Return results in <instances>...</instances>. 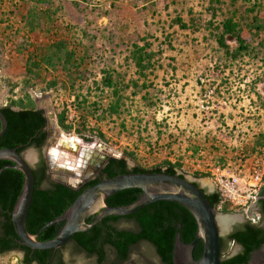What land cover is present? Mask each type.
<instances>
[{
	"label": "rangeland",
	"instance_id": "obj_1",
	"mask_svg": "<svg viewBox=\"0 0 264 264\" xmlns=\"http://www.w3.org/2000/svg\"><path fill=\"white\" fill-rule=\"evenodd\" d=\"M51 1V18H42V25L30 31L25 26L27 13L32 6L41 11L42 4L0 0V104L8 105L28 92L48 118L47 143L41 150L24 152L33 166L64 136L78 139L81 147L104 141L112 154L127 159L130 168L151 169L168 157L174 163L183 160L179 162L185 175L213 192L211 176L197 177L196 172L230 161L248 168L254 154H264V145L257 144L264 134V32L251 38L246 29L251 46L236 59L213 35L228 8L240 7L241 13L242 4H259L264 18V0H237L234 7L229 6L231 0ZM61 39L75 51L78 67L70 64V71L58 64L28 73L29 56L41 58L45 48ZM135 43L153 54L143 74L131 58ZM109 76L123 96L120 113L114 115L103 112L115 99L113 88L103 83ZM52 80L57 83L48 88ZM62 111L71 130L58 123ZM226 214L239 218L232 229L244 220L236 211ZM119 225L132 226L128 220ZM240 250L229 243L227 254ZM63 256L66 264L94 261L74 244L63 249ZM0 264H24L22 253H0Z\"/></svg>",
	"mask_w": 264,
	"mask_h": 264
},
{
	"label": "trees",
	"instance_id": "obj_2",
	"mask_svg": "<svg viewBox=\"0 0 264 264\" xmlns=\"http://www.w3.org/2000/svg\"><path fill=\"white\" fill-rule=\"evenodd\" d=\"M37 4H42V10L38 7H31L27 13L25 26L34 31L39 28L42 18H51V0H35ZM222 3V0H213ZM237 0H231L229 6L235 5ZM259 4H242L243 12L240 13V7L233 9L228 8L223 12V18L220 19L213 35L217 43L224 49L225 53L233 59L247 52L251 46L252 39L246 36V29L249 31L251 38L260 36L264 32V18L259 14L257 6ZM181 21L183 28L187 24ZM229 41H234L236 46L233 47ZM41 54V58H28V73H38L41 68H55L62 64L64 69L72 70L78 67L80 63L76 62L75 51L69 48V43L61 39ZM152 53L146 50V45L134 44L131 52V58L139 69L140 73L152 65ZM57 81L48 82L47 87L52 88ZM105 86L113 88L114 100L110 102L109 108L103 110L109 115L119 114L123 96L119 94V88L113 82L111 76L103 78ZM138 86L137 82H134ZM145 87V84H143ZM80 96H77L79 100ZM86 100L83 99V103ZM18 107V109H14ZM8 120V128L3 136L0 137V148L12 147L17 148L19 153H24L28 148L35 147L39 150L43 148L48 139L46 130L47 117L45 111L37 107L35 100L30 93L25 92L24 96L18 99H11L8 105L2 106ZM66 111L58 115V123L65 130H71L72 125L67 124ZM1 129V121H0ZM80 132V129L77 130ZM100 137H104L103 132H99ZM261 134L257 144L264 145ZM89 142L93 138H86ZM134 156V153H129ZM12 164L11 160L0 159V169ZM181 167L180 162H172L169 159L162 161V164L151 169L142 166L130 168L125 157H111L106 165L101 169L99 174L86 182L80 188H72L67 184L57 181L48 173L49 167L46 158L40 155L39 160L33 166V172L36 179L34 198L28 216V229L32 234H37L39 230L49 221L63 214L76 200V198L88 187L98 183L104 178H111L118 174L131 172H166L173 175L184 174L178 173L177 168ZM197 177L209 176L205 172H196ZM24 173L16 168L8 167L0 174V253H6L12 249H20L25 252L23 259L24 264H66L62 248L59 249H33L22 244L16 234L13 221L12 210L18 195L24 185ZM194 184L199 186L197 181ZM142 190L140 188H128L120 190L107 199L111 206L127 205L136 201ZM203 192L211 204L216 208L220 202V193L215 190ZM260 199L262 222L252 224L249 221L236 225L233 230L226 236H221V264H249L251 252L259 248L264 243V190ZM228 213V204H225L221 210ZM135 220L138 229L133 230L127 227H120L119 222L122 220ZM94 221V217L88 219L89 223ZM65 222H55L48 226L39 234V240H49L58 235ZM198 225L193 214L183 205L168 200H160L148 204L132 214L120 216L109 215L103 222L94 225L87 231L74 233L71 241L80 252H85L90 256L95 255L99 262L105 261L106 264H122L127 261L134 248L142 241L152 243L161 257L164 264H173V251L176 241V234L181 232V239L186 242H192L197 235ZM229 243L241 245V250L235 255L227 254ZM204 244L199 240L194 247L195 258H200L203 254ZM156 264V263H154Z\"/></svg>",
	"mask_w": 264,
	"mask_h": 264
},
{
	"label": "water",
	"instance_id": "obj_3",
	"mask_svg": "<svg viewBox=\"0 0 264 264\" xmlns=\"http://www.w3.org/2000/svg\"><path fill=\"white\" fill-rule=\"evenodd\" d=\"M0 121L1 137L8 128V120L2 111L1 104ZM93 145H96L97 149H94ZM93 145H82V151L79 154L83 159L81 162L83 166L79 168H71L57 162L53 153L48 152L46 158L49 173L59 176V178L53 177V179L76 189L96 177L111 157H119L110 151L100 152L98 150L99 147L109 149L104 141ZM0 159L12 161V164L0 169V174L8 167L19 169L24 173V185L14 204L12 221L20 242L33 249H59L70 241L74 233L89 230L94 225L103 222L109 215H129L153 202L168 200L187 208L193 214L198 225L196 238L190 243L184 242L181 239V232H177L173 264H221L222 233L229 234L233 230L231 224L239 219L219 212L206 197L203 188L194 184L195 180L186 175L181 177L166 172H131L104 178L86 188L63 214L46 223L37 234H32L28 229V216L36 184L33 164L24 153H19L17 148L12 147L0 148ZM128 188L142 190L136 201L121 206H111L107 203V199L111 195ZM91 217H94V221L89 223L88 219ZM62 221L65 224L56 237L49 240L38 239L39 234L48 226ZM199 240L203 241L204 250L200 258H195L193 251ZM237 245L239 249L242 248L241 245ZM236 253L234 252L231 256ZM249 264H264V243L251 252Z\"/></svg>",
	"mask_w": 264,
	"mask_h": 264
},
{
	"label": "built area",
	"instance_id": "obj_4",
	"mask_svg": "<svg viewBox=\"0 0 264 264\" xmlns=\"http://www.w3.org/2000/svg\"><path fill=\"white\" fill-rule=\"evenodd\" d=\"M241 162L245 154H241ZM239 166H241L239 168ZM181 167L180 174H184ZM211 176L215 190L220 193V202L216 209L222 212L225 204L231 211L241 213L252 224L262 222V214L257 208L264 190V154H254L251 164L245 167L233 162L215 163L205 172Z\"/></svg>",
	"mask_w": 264,
	"mask_h": 264
},
{
	"label": "flooded vegetation",
	"instance_id": "obj_5",
	"mask_svg": "<svg viewBox=\"0 0 264 264\" xmlns=\"http://www.w3.org/2000/svg\"><path fill=\"white\" fill-rule=\"evenodd\" d=\"M40 109H43V108H40ZM44 110V109H43ZM45 111V110H44ZM47 120H48V118H47ZM47 127V126H46ZM47 130V129H46ZM47 132H48V130H47ZM48 136H49V133H48ZM47 143V142H46ZM44 156V155H43ZM45 157V156H44ZM40 158V157H39ZM46 158V157H45ZM39 160V159H38ZM46 162H47V158H46ZM47 165H48V163H47ZM49 167V166H48ZM101 171V170H100ZM99 171V172H100ZM48 173H49V170H48ZM50 174V173H49ZM99 174V173H98ZM97 174V175H98ZM51 175V174H50ZM96 175V176H97ZM52 177V176H51ZM53 178V177H52ZM95 178V177H94ZM196 181V180H195ZM83 186V185H82ZM81 186V187H82ZM199 186H200V184H199ZM80 188V187H79ZM257 208L259 209V210H261V204H260V202L257 204ZM0 219H1V217H0ZM244 220L243 221H240L238 224H240V223H243V222H246L247 220H246V218L244 217L243 218ZM122 220V219H121ZM128 221H130V220H128ZM131 222V224H132V226L131 227H127V228H130V229H133V230H136V229H138V225H137V223H136V221L135 220H131L130 221ZM264 222V221H263ZM120 226V225H119ZM120 227H123V226H120ZM70 244H74V242L73 241H71V239H70V241L67 243V244H65L63 247H61L62 248V250L64 249V248H66L68 245H70ZM74 247H75V244H74ZM76 248V247H75ZM77 250V249H76ZM13 251H17V252H20V253H22V260L24 259V257H25V252L24 251H22V250H20V249H12V250H9V251H7V252H13ZM84 252V251H83ZM85 253V252H84ZM85 254H87V253H85ZM88 255V254H87ZM89 257H93L94 258V261H93V264H106V262L105 261H102V262H99V260H98V258L95 256V255H93V256H90V255H88ZM155 258H157L158 259V261H155ZM66 262V261H65ZM132 263H134V264H154V263H156V264H164V262L162 261V259H161V257L157 254V251H156V249H155V247H154V245L152 244V243H150V242H148V241H142V242H140L139 243V245H137L135 248H134V251H132V254H131V256H130V258L127 260V261H125L124 263H122V264H132ZM33 264H36V263H33Z\"/></svg>",
	"mask_w": 264,
	"mask_h": 264
},
{
	"label": "bare ground",
	"instance_id": "obj_6",
	"mask_svg": "<svg viewBox=\"0 0 264 264\" xmlns=\"http://www.w3.org/2000/svg\"><path fill=\"white\" fill-rule=\"evenodd\" d=\"M56 147L57 148H55L54 151L52 150L51 152L53 153V156L56 158L57 162L71 168H79L83 166V164L81 163L83 160L81 158V155L79 156L80 159H77L76 155L82 148L81 143L78 139L64 136L61 143ZM101 151L108 152L109 150L106 147H101Z\"/></svg>",
	"mask_w": 264,
	"mask_h": 264
},
{
	"label": "crops",
	"instance_id": "obj_7",
	"mask_svg": "<svg viewBox=\"0 0 264 264\" xmlns=\"http://www.w3.org/2000/svg\"><path fill=\"white\" fill-rule=\"evenodd\" d=\"M169 160H171L172 162L174 161L171 157H168ZM178 162L181 161V163L183 162V160H177ZM185 166V165H184Z\"/></svg>",
	"mask_w": 264,
	"mask_h": 264
}]
</instances>
